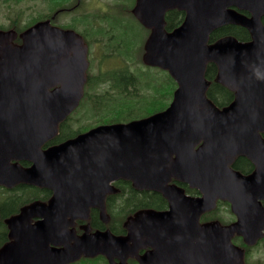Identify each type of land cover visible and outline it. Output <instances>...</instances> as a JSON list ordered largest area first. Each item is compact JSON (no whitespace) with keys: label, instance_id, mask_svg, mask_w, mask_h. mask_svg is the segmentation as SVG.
I'll return each instance as SVG.
<instances>
[{"label":"water","instance_id":"obj_1","mask_svg":"<svg viewBox=\"0 0 264 264\" xmlns=\"http://www.w3.org/2000/svg\"><path fill=\"white\" fill-rule=\"evenodd\" d=\"M173 9L184 19L167 32L165 15ZM132 12L150 31L143 64L166 71L177 85L168 107L46 150L42 145L82 98L86 46L47 22L22 32L19 45L14 31H0V186L52 192L47 203L35 201L5 219L9 241L0 264H73L98 256L108 264H128L129 257L138 264H244L233 237L247 246L264 237V0H136ZM229 25L246 29L250 41L224 36L209 43ZM210 63L217 66L215 82L234 93L222 109L206 96ZM237 157L248 159L253 172L234 170ZM118 180L161 194L170 210L134 213L125 236L90 232L89 225L76 235L74 221L87 220L91 208L109 221L104 199L117 192L110 184ZM172 180L200 196L185 195ZM217 201H227L236 220L200 225Z\"/></svg>","mask_w":264,"mask_h":264},{"label":"trees","instance_id":"obj_2","mask_svg":"<svg viewBox=\"0 0 264 264\" xmlns=\"http://www.w3.org/2000/svg\"><path fill=\"white\" fill-rule=\"evenodd\" d=\"M183 19L184 13L182 11H178L175 9L168 11L165 15V30L167 32H171L174 29L178 28L182 24ZM262 23L264 25V19H262ZM224 36H233L240 42L250 41V34L246 29L239 26L229 25L216 29L210 35L209 42H215L216 40ZM216 72L217 68L214 64H207L205 70V79L209 82V86L206 91V96L216 107L224 108L233 101L234 94L227 88L223 87L221 84L215 82ZM139 82L140 79L138 81V77L135 74L129 73L125 69L120 71L97 73L95 76H93V79L88 81V88L93 89V87L95 86L99 87L104 84H109L108 88L105 91H101L99 92V94H94L95 102H88L90 104V110L96 111L95 114L98 115L101 112L103 113L98 123L112 124L127 122L150 116L166 108L164 106L160 107V109L157 108V105H163L164 103L158 101V99L155 98L153 104H151L150 107L145 108V114L143 117L132 115V109L134 108L133 105L137 102V93H135V88H137ZM130 87H132L135 91H131ZM175 88V82L170 78V76H168L162 86V91L159 96H161V98L164 97L163 99L168 101V99H171ZM157 102L158 104H156ZM154 104L155 106H153ZM128 118L130 119L126 120ZM70 120L71 118L69 117L66 121L60 124L58 135H56L51 141L47 142L45 144L46 146L60 144L76 137L79 133L85 131L83 127V130H73L68 125L69 123H67V121ZM88 128H90V126L86 127V129ZM232 167L236 171H239L241 174L248 175L252 171L253 165L246 158L238 157L234 160ZM178 185L184 188L186 193L199 194L196 190L190 189L186 185ZM116 187L119 188V192L115 195H110L107 198L109 199L107 203V210L109 214L112 213V209L109 210L111 208V204L109 203V201L112 203L113 209H120V211L117 213V216L119 214L125 215L128 212L130 214L137 212L141 207L161 208L166 205L165 199L160 194L150 192H137L130 188V192L127 194V196L124 197L121 195V184L118 183ZM49 194L50 192L45 189L29 187L26 185H18L12 190H7L3 187H0V248L8 241L7 228L4 224V219L17 214L22 207L36 200L44 202L49 197ZM116 199L119 200L116 201ZM223 205L228 206L227 203ZM215 211L207 213L203 217L208 216V220H211L215 215ZM96 214V210L91 211V223L93 222L94 216ZM219 220L222 224H227V222H224L221 219ZM114 226L115 224L112 222L111 225H108V228L113 234H120V231H118V229L116 230ZM240 245L241 247L248 249L242 242ZM75 264H107V262L102 256H99L94 259L82 258Z\"/></svg>","mask_w":264,"mask_h":264},{"label":"flooded vegetation","instance_id":"obj_3","mask_svg":"<svg viewBox=\"0 0 264 264\" xmlns=\"http://www.w3.org/2000/svg\"><path fill=\"white\" fill-rule=\"evenodd\" d=\"M25 1H29L30 4H34L36 7L30 11V20L27 24L23 26L18 25V21L16 20H11V17L8 19H3L0 21V31H14L17 34L16 39L14 40V44L19 45L21 44V41L19 40V35L24 32L26 29L29 27L33 26L36 23L39 22H47L50 26L56 27L58 29H61L63 31H72L75 34H77L83 41V44L86 46V61H87V68L85 71L86 79L83 85V93H82V98L80 99L78 107L81 106V103L84 101L87 102H95V95L90 94L88 92V81L92 80L93 77L88 76V70L91 68V65H99L97 62V57L102 55V54H120V53H130L133 54L131 51H135L133 49L132 43L131 46L127 42L126 37L122 38V34H120V30L118 27H114V23L109 19V21H106L103 23L100 21L102 19L101 13L104 12L106 15L111 14L113 15L116 19H119L120 17L125 16V14L120 11L121 9L114 5V4H104L103 1L101 0H1V8L4 9L6 6H10V3H23ZM136 0H133L132 5L128 8L127 14L134 18L138 24L147 32L146 39L150 33L149 30L145 29L137 20V18L133 14V8L135 7ZM9 12V11H8ZM248 14V13H244ZM94 23V29L92 30V22ZM97 24L103 25V30L101 31V36L99 39H95L93 31L100 32L99 28L96 26ZM144 31V32H145ZM144 38V37H143ZM145 40L142 41V44L140 46L141 50L143 51V46L145 43ZM139 48V50H140ZM77 107V108H78ZM96 112V111H94ZM102 113V112H101ZM97 115V114H95ZM69 118V117H68ZM67 118V119H68ZM66 119V120H67ZM100 119V118H99ZM69 121H67L68 123ZM99 122V121H97ZM96 122V123H97ZM60 126V124H59ZM91 128V127H90ZM89 129V128H88ZM46 144V143H45ZM45 144L42 145V150H46L49 148V146H46ZM22 167L27 168L30 166V163H25V162H20L19 163ZM233 168V167H232ZM253 170V168H252ZM252 172V171H251ZM250 172V173H251ZM120 183L122 186V196H127V194L130 192V188L137 192H147V193H154L152 191L148 190H137L133 187L132 183L129 181L125 180H118L110 185L113 186L115 189L119 190V188L116 187V185ZM170 184H175L179 186V183L177 181H173ZM184 185V184H183ZM31 187V186H30ZM181 187V186H179ZM182 188V187H181ZM184 190V188H182ZM197 191V190H196ZM185 192V190H184ZM198 192V191H197ZM110 195H115L112 193H107L105 195L104 199V205H105V212L107 213L109 217V221L105 223L101 217H100V211L97 208H91L89 211V217L87 220H81L77 219L74 221V226L72 227L73 230L75 231L76 235H81L84 230L83 227H86V225H89L90 227V232H95V231H105V230H110L108 229V225L113 222L115 224L114 228L118 231H120L121 236L127 235V230L124 227L125 221L132 216L134 213H127L123 215V217L117 216V213L120 211L119 208H114L112 206V203L109 201L111 204L112 213L109 214L107 210V199ZM185 195L189 197H198L200 194H189L185 192ZM52 197V192L50 191L49 197L44 201L47 203L49 199ZM119 199H116L118 201ZM43 202V201H42ZM166 205L161 208H153V207H141L138 209V211H155V212H167L170 210L169 207V202L168 200H165ZM227 202L223 201H217L216 203V208L213 210L215 213L218 210H221V207H225ZM228 204V203H227ZM262 206L264 207V201H262ZM228 209H230V205L228 204ZM97 211V214L94 216V220L91 223V211ZM137 211V212H138ZM116 214V215H115ZM206 215V213L202 214L200 216V225L206 224L207 222L214 221L221 219L220 216H213L211 220H208V216L203 217ZM233 218L229 221H226L228 224L234 222L236 218L234 215H232ZM36 220H33L32 222H35ZM223 225V224H222ZM242 239L239 237L233 238V242L241 247V241ZM264 241L261 239L258 241L254 246L258 245L259 243ZM253 247V246H252ZM244 249V263L245 264H250L248 258H249V247L248 249L241 247ZM149 251V248H144L140 249L138 251L139 255H143L145 252ZM117 261V260H116ZM128 264H138L137 261L134 258L129 257L127 259Z\"/></svg>","mask_w":264,"mask_h":264},{"label":"rangeland","instance_id":"obj_4","mask_svg":"<svg viewBox=\"0 0 264 264\" xmlns=\"http://www.w3.org/2000/svg\"><path fill=\"white\" fill-rule=\"evenodd\" d=\"M104 4H114L118 6L125 16L116 19L111 14L106 15L104 12L101 13L102 21L105 23L109 19L114 23V27H118L122 38L126 37L127 42L132 43L133 49L130 53H120V54H102L97 57V62L99 65H91V68L88 70V76L93 77L97 73H105L112 71L127 70L129 73H133L140 79L139 85L137 86L136 91L130 87L131 91L137 93V102L133 105L132 115L143 117L145 114V108L150 107L153 104L154 99L157 98L158 101L163 102V105H157V108L164 106L166 107L171 99L168 101L159 96L162 91V86L165 83V80L168 78V73L164 70H159L157 68H148L144 66L141 62V57L143 51L140 46L142 41L146 39L147 32L138 24V22L127 14L128 8L132 5L133 0H101ZM1 6V0H0ZM36 6L30 4L29 1L23 3H10V6H6L4 9L0 7V21L3 19H8L11 17V20L18 21L19 26L27 24L30 20V11L33 10ZM9 11V12H8ZM92 22V20H90ZM100 32H94L95 39H99L101 36V31L103 30V25L97 24ZM94 29V23L92 22V30ZM145 31V32H144ZM144 37V38H143ZM140 48V50H139ZM109 84H104L99 87H93V89H88L90 94H99L101 91H105L108 88ZM172 98V97H171ZM158 104V102L156 103ZM155 106V104L153 105ZM144 107V108H143ZM131 109V108H130ZM103 111V110H102ZM103 115L100 113L95 115V112L90 110V104L87 101L81 103L79 108H76L71 114V120L68 122L69 126L75 130L79 131V128L84 126L95 125L99 118ZM131 118V117H130ZM130 118L126 119L129 120ZM80 130H83L80 129ZM124 214H119L118 216L123 217ZM214 216H220L221 220L226 222L233 218L229 213L227 206L221 207V210H218ZM250 264H264V241L259 243L256 246L249 248V258ZM100 263V262H99Z\"/></svg>","mask_w":264,"mask_h":264}]
</instances>
